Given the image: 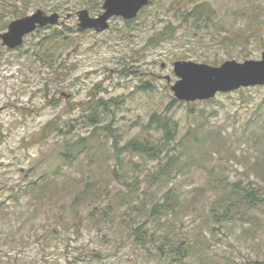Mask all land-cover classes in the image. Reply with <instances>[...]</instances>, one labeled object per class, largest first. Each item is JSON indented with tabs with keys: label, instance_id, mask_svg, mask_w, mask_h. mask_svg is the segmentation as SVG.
Segmentation results:
<instances>
[{
	"label": "rangeland",
	"instance_id": "374dc122",
	"mask_svg": "<svg viewBox=\"0 0 264 264\" xmlns=\"http://www.w3.org/2000/svg\"><path fill=\"white\" fill-rule=\"evenodd\" d=\"M16 1L19 15L12 12ZM89 1L0 0V32L11 20L36 9L58 12L62 17L72 13L64 24L77 26V10L86 8L93 16L102 11L103 0H99L97 11L91 9L94 4ZM150 1L129 24L121 17H112L103 32L83 30L74 35L61 57L51 64L32 55L30 46L38 39L36 32L29 34L19 49L3 48L0 200H5L6 208L0 211L4 226L0 254L20 246L18 255L24 256L25 264H264V206L255 211V230L249 220L209 222L205 200L179 209L170 217L172 228L167 234L175 246L181 240L186 242L189 251L177 255L164 245L161 253L160 241H166L161 236L156 239L164 224L150 216L149 206L142 209L140 205L145 201L142 191L148 187L144 175L153 171L155 164L147 162L136 168L133 164L139 159L134 156L129 175L118 174L116 178L111 148L114 139L121 145L144 134L153 140L159 138L161 131L149 125L154 113L171 116L179 136L204 124L220 130V152L202 158L210 143H201L195 153L202 157L189 172L177 174L173 179L176 186L187 195L195 187L215 185L209 179L215 177L217 184L220 178V191L226 182L240 180L246 185L253 183L264 193V176L255 164L264 148V84L219 92L207 102L177 100L170 89L177 80L174 61L219 65L227 59H259L264 51V26L246 44L220 45L217 38L220 18L227 29L248 26L247 19L237 13L244 6L260 4L264 18L263 0H189L184 6L175 0ZM199 11L202 16L210 15L207 27L206 22L189 15ZM168 25L170 38L149 42ZM123 67L133 72L124 74ZM100 100L106 101L105 106ZM201 136L208 139L205 133ZM65 139L71 143L85 139L89 147L80 150L75 161H64L60 153L65 150ZM43 171L52 179L54 174V185L50 183L44 195L38 193L35 198L10 190L23 179H37ZM117 171L121 173L119 166ZM132 174L140 177L136 192L127 184ZM102 176L105 179L100 181H109L110 186L106 184L100 196L77 201L71 210L74 192L82 191L91 178ZM171 183L162 184L161 190ZM131 190L137 197L133 202L121 197L122 193L130 195ZM108 203H112L109 210ZM102 211L111 216L105 218ZM144 221L148 233H156L154 240L146 243L136 240L137 231L133 230ZM0 264L10 263L0 257Z\"/></svg>",
	"mask_w": 264,
	"mask_h": 264
},
{
	"label": "trees",
	"instance_id": "16d2710c",
	"mask_svg": "<svg viewBox=\"0 0 264 264\" xmlns=\"http://www.w3.org/2000/svg\"><path fill=\"white\" fill-rule=\"evenodd\" d=\"M188 1L189 0H175V2L182 6L188 4ZM89 2L94 4L91 6L93 11H97L99 9V0H91ZM12 12H14L16 15L20 14L17 1L15 3L14 9H12ZM262 12L263 7L260 4H258V6L255 5V7L244 6L240 8L237 11L238 16L245 17L247 19L248 26L246 28H238L236 30L225 28L224 23L220 18V38H217L218 44H246L252 37L255 38L256 33L259 32L264 26ZM67 14H70V17L73 15L72 13ZM192 14L193 13L189 12V15L193 16L194 19H200V21L206 22L204 27L209 25L208 23L211 21V17L208 13H205L204 16H202L201 11L196 12L195 15ZM137 17H139V15ZM135 19L127 20L125 22L129 24L131 21H135ZM169 26L170 25H168L165 29L158 31L156 35L151 36L149 38V42H159L170 38L172 35V30L169 31ZM41 29H47V31L42 32ZM41 29H37L35 31L38 39L32 44V46H30V50L32 55L38 56L41 60L46 58L49 64H51V62H55V60H58L61 57V52L72 43L74 35L84 32L77 26L61 23L58 25H48ZM33 34L34 33H32V35ZM28 36L29 35L26 37ZM19 48L20 46L16 49ZM121 72L128 74L132 73L133 71L128 69L126 70V68L123 67ZM99 103L105 106L106 101L100 100ZM149 125H152L156 130L161 131V135H159V138L156 140H153L150 135L144 134L142 136L132 137L119 145L118 141L114 139L111 148L113 156L116 160L115 166H117L114 167L112 172L115 176H117L116 178H119L118 174H120V176L123 174L129 175V163H132L134 156L138 157L139 159V161H136L133 164L136 168L141 164L154 162L155 169L153 171L149 170L147 174L144 175V178L148 183V187L142 191L145 194L143 197L145 201L141 200L140 205L142 209H146L148 208L147 206H149L150 216L157 218L159 223L164 224V226L161 228L162 230L157 233L159 237L156 239L157 241L161 236L162 240L166 241H160L161 243L159 244L158 250L161 253L165 248L164 245H169L172 252L176 250L177 255H180L181 252L186 254L189 251V246L183 240L179 242V245L175 246L176 243L170 238V235L167 234V231L168 229L172 228V221H170V217L175 212L189 205L194 206L195 203L198 204L199 200L201 203L205 200L206 219L209 222L214 224H222L229 221L249 220L252 221V230H255L254 224L258 223V216L255 211L257 209L263 208L264 206V193L258 186H255L250 182L248 185L242 184L240 180L233 182L228 181L223 185V188L220 191V178L217 184L215 183V177H213L209 179L215 185L210 186V188L195 187L189 194L184 195L183 189L176 186L175 180H173L177 174L189 172L191 165L202 157H197L195 153L196 148L199 147L201 143H210V148L205 151V154L202 158L210 157L213 153L219 154L220 130L209 128L204 124H199V126L193 127L192 129L187 130L184 135L179 136L177 133L176 121L167 114L159 113H154L151 115ZM202 133H205V135L208 136L207 140L201 136ZM84 141L85 139H81L80 141L71 143L69 140L65 139V150L61 151L60 153L63 160L70 162L78 159L80 152H82L80 150H87L89 147ZM259 143H261V141H259ZM173 144L176 145L174 146ZM91 149L93 150V146L90 148V150ZM262 156H264V148L261 149V154L257 155L255 163L259 167L261 174L264 176V159ZM98 161L100 162V160ZM101 161L104 163L105 160L101 158ZM93 163H96V160ZM118 166L121 170V173H118L117 171ZM57 170H59V167ZM139 178V175L132 174L130 175L131 181H127L128 187H130V189H132L134 192L139 191ZM104 179V176L100 178L97 177L96 179L91 178L85 184H83L82 191L76 190L77 192L75 191L73 194L74 196L70 206L71 210L75 206L76 202H80L81 199L83 200L85 198L100 196L102 191L106 188V184L110 186L109 181H100ZM169 181H172L169 188L166 190H161V187L163 186L162 184L168 183ZM52 182L54 185V174L52 179L46 176L45 171H43L37 179H23L17 185L12 186L10 190L17 195L30 194L37 198L36 196H39L38 193L44 195L47 187ZM70 183L76 188L75 182L70 181ZM57 184L58 183L56 182L55 186H57ZM156 184H159L157 185V188H159L158 190L154 189ZM206 184H208V182ZM132 190L130 191V195L129 193H122L121 197L125 198V200L127 199L129 202H133L137 197L133 195ZM159 192H161L160 195H158ZM207 192L210 194L207 195ZM105 199L109 202L108 195ZM95 201H99V199L97 198ZM106 206L109 210L110 206H112V203H108ZM5 208V200H0V211H3ZM90 214L92 215L93 212ZM102 214L105 216V218L111 216V214L107 211H102ZM167 221L169 222L166 223ZM10 228L11 227H9L8 230L12 232ZM212 228H214V226H212ZM133 230L137 231L136 240L142 243H146L149 241V239H153L156 235V233L153 231L148 233L149 229L145 226V221L142 222V224L139 223L138 226ZM3 232L4 226L0 224V239L3 238ZM6 239L9 238L6 237ZM12 241L13 240H11V242ZM183 244H185L184 247ZM12 250H16V252L10 253ZM20 250V246L12 247L10 250L4 251L5 254L2 252L0 257H6L10 264H25L24 256L18 255ZM183 255L181 254V256ZM257 264L262 263L258 262Z\"/></svg>",
	"mask_w": 264,
	"mask_h": 264
},
{
	"label": "water",
	"instance_id": "95a60500",
	"mask_svg": "<svg viewBox=\"0 0 264 264\" xmlns=\"http://www.w3.org/2000/svg\"><path fill=\"white\" fill-rule=\"evenodd\" d=\"M149 0H103L102 11L93 16L86 8L75 12L77 26L81 30L103 32L110 26L112 17L130 20L147 6ZM264 6V0H263ZM58 12L47 13L36 9L33 13L11 20L5 31L0 33V55L3 48L15 49L23 44L24 37L48 25L64 24ZM173 72L177 80L170 85L174 97L185 102L208 100L219 92H230L241 87L264 84V51L259 59L224 60L219 65L177 60L173 62ZM169 82V78L167 77Z\"/></svg>",
	"mask_w": 264,
	"mask_h": 264
}]
</instances>
